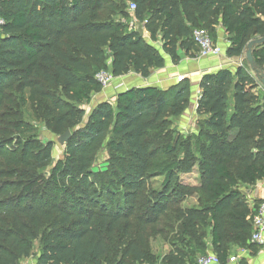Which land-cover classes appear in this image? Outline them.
<instances>
[{
    "label": "trees",
    "instance_id": "obj_1",
    "mask_svg": "<svg viewBox=\"0 0 264 264\" xmlns=\"http://www.w3.org/2000/svg\"><path fill=\"white\" fill-rule=\"evenodd\" d=\"M132 18L146 22L149 41ZM0 20V264L30 259L34 243V264H196L208 251L224 264L233 248L254 246L258 204L242 190L264 179V93H256L264 43L252 48V66L244 56L264 38V0H0ZM217 26L228 36L226 58L256 76L244 67L202 75L193 137L174 129L191 107L186 79L120 91L84 120L80 106L88 89L100 90L99 72L147 79L165 57L176 65L180 52L198 54L194 30L216 42ZM25 108L47 112L50 135L71 132L46 178L37 171L53 145L36 139ZM101 150L109 177L93 182ZM194 172L197 184H184L180 175ZM113 181L123 204L107 208L96 197L110 196ZM188 198L195 204L181 208ZM157 237L170 247L159 258L150 247Z\"/></svg>",
    "mask_w": 264,
    "mask_h": 264
},
{
    "label": "rangeland",
    "instance_id": "obj_2",
    "mask_svg": "<svg viewBox=\"0 0 264 264\" xmlns=\"http://www.w3.org/2000/svg\"><path fill=\"white\" fill-rule=\"evenodd\" d=\"M201 73L202 72H199V76ZM188 76H189L188 78H190L189 81L192 80L189 74ZM186 80L188 79L186 78ZM114 85L115 84H113L111 87L106 88V89L100 88L99 91H93L92 89L87 90V93L90 97V102L84 103L83 105L80 106V109L83 110L85 114L84 120L87 119L88 115L90 114L94 106H96L99 102H110L112 105L114 104L112 100L113 95L116 92L114 91V87H113ZM196 99H197V93L194 92L192 93L191 99H190L191 107L186 111V113H184V115L181 118H179L174 123V129L176 130L177 134H179L183 138L188 137V136L193 137L196 133L195 125H194L196 117H193V113H194L193 108H194ZM42 109L44 108L42 107ZM46 116H47V112L41 109L37 111H31L29 108L24 109L25 122L34 126L37 129L36 139L43 145L47 143H52L53 145L52 153H51V160L48 162L47 166L44 167L43 170L37 171V173L41 174L45 178L50 176L52 169L54 168L55 164L58 161L64 160V151H65V146H60L56 141L58 136L50 135L48 133V130L45 125V122L48 119V118H45ZM107 160H108V156L104 150L97 151L94 154V158L92 160V167H91V173H92V176L90 179L91 181L98 182L99 180L105 178L104 175H106V177H109V174H107L106 172ZM180 178L184 184L194 186L197 184L198 176L196 172H194V173H191L185 176L180 175ZM113 182L114 183L109 186V188L111 189L110 196L103 195L102 197H96V199H98V202L107 206V208H114V206L118 202L120 204H123V200L121 197L123 189L118 186V183H116L115 181ZM156 182L160 183V180ZM96 186L100 187L99 184H97ZM156 186L158 185L155 184L154 187ZM97 187L95 188L98 191ZM109 197L112 198V204L111 202H109V200H107V198ZM106 200L108 201V203ZM194 204H195V201L192 198H188L184 200L182 203H180L179 206L181 208H190ZM84 205L86 207L91 206L88 203H84ZM150 247H151L152 254L155 256V258L157 257L159 258L160 256H163L170 250L169 244L167 241L164 240V237H157L155 240L150 241ZM232 252H233V249H232ZM232 252L231 254L233 255L234 253ZM38 253H39V246L37 243H34L33 257H31L28 260H23L21 264H34L35 257L38 255Z\"/></svg>",
    "mask_w": 264,
    "mask_h": 264
},
{
    "label": "crops",
    "instance_id": "obj_3",
    "mask_svg": "<svg viewBox=\"0 0 264 264\" xmlns=\"http://www.w3.org/2000/svg\"><path fill=\"white\" fill-rule=\"evenodd\" d=\"M133 30L140 34L142 37H144L146 41H149V35L145 27L138 26L133 28ZM216 42L220 45L223 51V56L219 59L208 58L202 60L197 58L196 51L191 53L194 55L193 57H190L189 55H184V53L180 52L181 58L178 64L174 65L173 63H171L169 58L165 57L164 67L158 70H154L150 77L147 79H142L132 73L120 78L119 81L124 84V88L118 91L114 90L116 92L113 95V102L115 100L116 93L120 91H125L126 89L155 87L161 90H166L171 86L175 85L174 80L175 77L178 75H186L188 80L190 79L188 78V74L191 76L192 80H190V83L192 85V93H197V97L199 94L197 85L200 81V78L204 74L214 73L219 70H229L231 73H234L237 68L244 67V69L250 76H256L255 73L249 67L243 66L242 60H233L226 58L225 52L229 47V41L228 36L225 34L224 30L220 26L216 27ZM199 72H202L200 76ZM260 92L264 93V89L261 85H259L256 89V93L260 94ZM193 117H195L194 113ZM242 191L244 192L246 200L251 208L254 205L260 204L264 201V179L258 181L253 187L244 188ZM252 245L254 246L246 250L233 248V252H231L234 254H231L226 259L224 264H264V245ZM208 253L212 252L208 251ZM231 257H236L237 260L233 263H229V258Z\"/></svg>",
    "mask_w": 264,
    "mask_h": 264
},
{
    "label": "built area",
    "instance_id": "obj_4",
    "mask_svg": "<svg viewBox=\"0 0 264 264\" xmlns=\"http://www.w3.org/2000/svg\"><path fill=\"white\" fill-rule=\"evenodd\" d=\"M134 10H135V6L131 4L129 6V11L133 12ZM145 24L146 22L139 24L134 18H132L129 23V27L131 29L138 26L144 27ZM2 25L3 22L0 20V27ZM192 37L195 45L198 48V54H197L198 59H202V60L208 58L219 59L223 56L222 48L217 42H214L211 39L207 31L194 30ZM94 79L102 89L109 88L113 84H115L113 86L114 90H120L124 88V84L119 81L120 78L118 79L114 78L109 71L99 72ZM185 79H186V75H178L175 77L174 81L176 83H180L183 82ZM263 234H264V201L258 204L257 208L255 209V214L252 219V233H251L250 244H256L258 246L264 245ZM236 260H237L236 257H231L229 258V263H233ZM196 264H220V262L214 254L208 253L205 256L199 257L197 259Z\"/></svg>",
    "mask_w": 264,
    "mask_h": 264
},
{
    "label": "water",
    "instance_id": "obj_5",
    "mask_svg": "<svg viewBox=\"0 0 264 264\" xmlns=\"http://www.w3.org/2000/svg\"><path fill=\"white\" fill-rule=\"evenodd\" d=\"M264 43V38L262 39H258V40H253L251 42L248 43L247 45V51L245 53V60L246 62L248 63L249 66H252L253 64V59H252V48L254 46H257V45H261ZM260 85L263 87L264 89V78H262L260 80ZM70 138H71V132L70 131H67L65 132L63 135L59 136L56 141L57 143L60 145V146H65L69 141H70Z\"/></svg>",
    "mask_w": 264,
    "mask_h": 264
}]
</instances>
